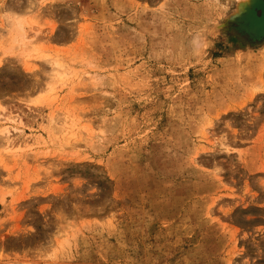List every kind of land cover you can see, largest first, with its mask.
<instances>
[{"label":"rangeland","instance_id":"374dc122","mask_svg":"<svg viewBox=\"0 0 264 264\" xmlns=\"http://www.w3.org/2000/svg\"><path fill=\"white\" fill-rule=\"evenodd\" d=\"M243 1L0 0V264H264Z\"/></svg>","mask_w":264,"mask_h":264},{"label":"water","instance_id":"95a60500","mask_svg":"<svg viewBox=\"0 0 264 264\" xmlns=\"http://www.w3.org/2000/svg\"><path fill=\"white\" fill-rule=\"evenodd\" d=\"M236 34L248 43L264 40V0H250L239 6L235 17Z\"/></svg>","mask_w":264,"mask_h":264},{"label":"bare ground","instance_id":"6f19581e","mask_svg":"<svg viewBox=\"0 0 264 264\" xmlns=\"http://www.w3.org/2000/svg\"><path fill=\"white\" fill-rule=\"evenodd\" d=\"M248 1H250V0H244L243 1V3L245 4V3H247ZM19 24V23H18ZM16 29V28H15ZM17 31V30H16ZM29 42V43H28ZM20 45H21V47H22V51H21V53H18L19 54V56L22 58V60H24L25 62L24 63H26V61L27 60H30V59H43V60H45L46 62H48L49 60H50V58H49V56L47 55V54H42L41 53V51H39L35 46H34V44L31 42V41H27V42H25V41H23V40H21L20 42ZM40 52V53H39ZM54 66H55V68H56V70L58 71V69H60L61 68V65H60V63L59 62H57V61H54ZM31 65V64H30ZM26 66V65H25ZM26 68H27V66H26ZM27 69H29V68H27ZM55 72V78L56 79H59V77H60V75H62L61 73H59V71L58 72ZM30 72H31V70H30ZM61 78V77H60ZM40 97H41V95H40ZM40 97L38 98V99H40ZM42 98V97H41ZM38 99H35V98H31V99H29V101H27V103H30V104H34V105H36L37 103L39 104L40 102L39 101H37ZM28 100V99H27ZM41 100V99H40ZM42 102H43V100H41ZM41 102V103H42Z\"/></svg>","mask_w":264,"mask_h":264},{"label":"crops","instance_id":"0c3cea01","mask_svg":"<svg viewBox=\"0 0 264 264\" xmlns=\"http://www.w3.org/2000/svg\"><path fill=\"white\" fill-rule=\"evenodd\" d=\"M45 5V6H44ZM51 6V5H50ZM49 5L46 4H41V8L44 12H46L48 10ZM38 5H35L34 8L30 7L28 8L27 6L22 7V8H16L14 11L17 12V17L16 18H20V17H25V16H32L34 14H36L37 10H38Z\"/></svg>","mask_w":264,"mask_h":264}]
</instances>
